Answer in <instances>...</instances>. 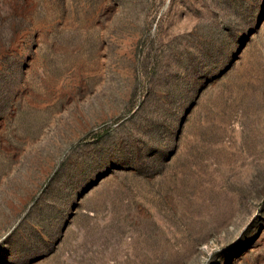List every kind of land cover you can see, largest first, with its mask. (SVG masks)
Segmentation results:
<instances>
[{"label":"rangeland","instance_id":"rangeland-1","mask_svg":"<svg viewBox=\"0 0 264 264\" xmlns=\"http://www.w3.org/2000/svg\"><path fill=\"white\" fill-rule=\"evenodd\" d=\"M0 264H264V0H0Z\"/></svg>","mask_w":264,"mask_h":264}]
</instances>
